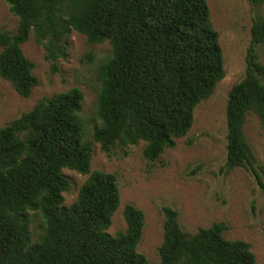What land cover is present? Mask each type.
Returning <instances> with one entry per match:
<instances>
[{"label":"trees","instance_id":"1","mask_svg":"<svg viewBox=\"0 0 264 264\" xmlns=\"http://www.w3.org/2000/svg\"><path fill=\"white\" fill-rule=\"evenodd\" d=\"M244 1L253 8L261 3ZM6 3L17 27L14 34L0 31V78L22 98L37 86L34 65L21 49L29 35L52 68L66 58L72 32L90 44L107 42L111 54L97 68L93 120L82 117L83 95L73 88L39 100L0 128V264H151L137 251L144 228L141 210L125 205V231L106 232L120 203L116 176L92 172L66 207L62 195L69 182L61 171L89 173V139L105 154L143 142L142 156L153 163L188 134L194 109L225 75L206 0ZM250 36L245 76L227 97V172L246 168L256 173L244 126L251 114L264 125V65L255 51L264 46V17L253 18ZM161 210L163 241L155 264H256L247 243L223 237L224 224L189 235L176 211ZM36 214L42 228L32 240Z\"/></svg>","mask_w":264,"mask_h":264},{"label":"rangeland","instance_id":"2","mask_svg":"<svg viewBox=\"0 0 264 264\" xmlns=\"http://www.w3.org/2000/svg\"><path fill=\"white\" fill-rule=\"evenodd\" d=\"M210 20L219 37L224 78L193 113L188 134L177 139L172 149H166L149 163L142 156L144 143L125 148L115 147L105 154L92 143V158L86 175L63 169L69 191L63 193V205L70 206L81 186L94 171L116 176L120 203L106 231L110 236L124 232L123 208L132 205L144 214V228L137 251L149 263L159 261L158 249L163 241V207L176 211L180 228L193 235L214 223L227 227L223 237L247 243L256 264H264V125L251 114L244 134L254 156V170H225L226 117L225 109L230 89L245 76V57L250 45V28L256 15L264 17V0L253 8L244 0H206ZM17 18L9 12L6 0H0V31L14 34ZM24 56L34 65L37 86L27 98L18 96L10 84L0 78V128L30 111L43 98L76 88L83 95L81 115L95 118L99 64L111 54L110 45L90 44L86 37L72 32L68 37L67 56L58 60L55 68L45 60L43 48L31 35L21 45ZM1 51V48H0ZM258 61L264 65V46L255 48ZM97 124V121L94 123ZM32 240L41 232L39 214L32 218Z\"/></svg>","mask_w":264,"mask_h":264}]
</instances>
